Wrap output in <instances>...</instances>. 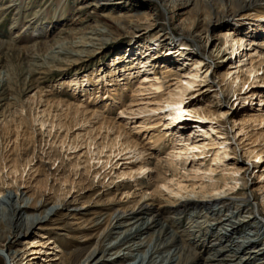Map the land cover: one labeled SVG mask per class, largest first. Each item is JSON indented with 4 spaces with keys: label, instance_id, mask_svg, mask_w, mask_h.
Listing matches in <instances>:
<instances>
[{
    "label": "rangeland",
    "instance_id": "obj_1",
    "mask_svg": "<svg viewBox=\"0 0 264 264\" xmlns=\"http://www.w3.org/2000/svg\"><path fill=\"white\" fill-rule=\"evenodd\" d=\"M85 1L89 0H63L60 17L54 18L53 16L48 26L45 23L40 26L38 18L44 17L46 11L50 10V14H53L54 10L56 13L59 12L60 8H57L56 0H0V123L3 118L12 120V118L17 119L19 115L25 117L28 130L34 136L33 146L35 147L32 163L37 161L43 170V173L31 179L23 177L17 181L11 176L7 177L6 171L3 170L0 173V191L4 190L2 193L4 194L6 190L17 188L19 195L23 192L21 197L24 198L31 193H40L42 201H46L43 206L32 211L38 213L44 207L51 205L50 200L54 195L52 185L56 186L58 179L65 176L66 179H70H67L66 185L73 187L70 193H67L64 204L57 211L50 213L43 223L44 228L35 227L31 231V233L36 232V238L45 244L44 246L39 245L40 252L37 255L40 263L79 264L93 250H96L97 258L101 256L107 260L116 250L120 253H130L132 251L130 249L134 248L138 242H143L140 248L143 251L146 250V245L150 244V238L160 235L161 225H163L165 232L162 234L174 231L181 239V243L187 247L177 261L174 258L172 264H203L206 257L218 251V247L222 246L226 240L216 238L223 230L221 221L226 222V212L233 211L237 217L250 212L255 216L260 213L264 217V155L262 160L249 165L247 164L249 158L243 154L242 145L237 144L239 135L237 132L240 127L238 120L249 111L261 113L264 101L260 100L258 93L257 96H249L247 98L249 102L246 103L244 98L247 96L238 95L240 86L229 82L232 71L229 72L231 74H226L231 62L245 63L246 60L241 61L243 56L240 54L232 56V47L229 49L218 38L223 29L221 27L212 30L213 44L222 45L219 52L221 58L210 55V50L206 47L204 49V44L199 42L197 37L196 39L188 37L191 22L195 21L196 28L200 32L203 27L200 20L202 12L199 1L187 3L185 0H179L175 4H161L156 0H113L103 1L99 6H91ZM258 9H264V0L249 8V10ZM245 11L234 12L235 16L231 19H237L236 15ZM143 12L146 14H141ZM37 23L39 24L37 31L32 30L34 27L31 26ZM22 24H26L27 27L22 28ZM44 29L47 31L45 37L39 36L44 33ZM23 34L25 38L18 40ZM151 38L161 40V44L150 51L158 50L164 55H161L163 59L159 60L161 69L171 65L176 69L181 67L179 71L188 73L192 69V60L196 57L201 58V67L198 70L201 76L196 78L201 79L203 85L198 100L202 103L206 102L204 105L215 113L225 111V116L221 118L224 126L195 117L196 120L191 121V125L184 131L185 135L199 134L200 137H205L206 133H209L215 140H223L217 137L219 134L216 131L217 127L224 131L228 141L226 145L229 146L230 151L227 154H221L222 158L218 164L212 163L214 171H207V166L204 164H200L195 170L188 165L185 167L177 165L174 171L165 164L169 145L164 144L162 149H155V152L162 159L163 175L167 178L166 183L169 187L165 188L158 184L162 192L153 191V186L151 187L152 184H150L152 179L148 180L145 174L142 177L140 189L135 190L132 186L127 191L128 194L126 191L122 193L121 189H115L114 186L122 182L113 170H110L105 178H102L103 175L99 178V175H93L91 172L92 167L89 168L87 174L84 173L81 163L78 169H73L70 166V162L73 161L71 154L69 156L63 150H60L62 151L60 159H47L45 152H48L46 150L48 145L44 140L48 136L46 137L45 132L41 133L38 124L32 121L31 117L32 113L36 112V101L40 99L37 89H42L47 93L64 92L68 95L70 87L66 86L64 81L70 80L73 75L81 78L90 76L94 70L98 71V66H106L113 58L119 60L126 57L130 61L138 59L140 55L147 52H145V43ZM13 39L17 40L13 41ZM34 39L38 43L45 41V44L39 43L37 47L31 48ZM256 39H264V36H257ZM12 41L16 47L24 45L28 47L25 46L24 50H19V48L6 49L1 45V42ZM30 53L36 56L31 57ZM143 74L144 72L137 73V78ZM246 75L243 72V76ZM135 80L130 85H136ZM254 81L259 84L254 88L264 93V82H260L258 78ZM2 114L4 115L1 116ZM191 115L187 111L180 116L184 118ZM131 124L133 123L129 122L126 127L131 128ZM253 124L246 128L249 134L264 130V124L262 126ZM198 125L205 126L208 132L199 130ZM31 150L32 148L30 152ZM61 158L62 162L55 170ZM205 162L211 163L210 160ZM216 166L223 169L224 173H220ZM45 174L48 175L47 179H45ZM151 175L155 176L156 171L153 170ZM220 176L226 183L224 189L226 192L222 191L221 195L227 201L221 205L211 204V208H207L202 205L205 197L201 196L199 190L202 186L216 180L222 184ZM108 177H111L113 181L108 180ZM131 183L134 182L131 181ZM147 188L152 191L156 199L161 198V205L157 203V200L150 204ZM175 191H179L184 196H175ZM193 192L198 193L194 195ZM232 193H236L237 196H232ZM240 194L246 198H239ZM247 203L249 205L243 208ZM238 208L243 210L238 213ZM115 210H117L115 215L125 218L137 215L139 220L131 227L125 226L117 230L114 227L115 220L112 221V218H109V214ZM262 218L256 219L250 226H256V222ZM147 224H151V227L147 233L141 235L138 228ZM4 227L0 213V231ZM244 229L246 228H240L233 238L239 237ZM122 231L123 233L125 231V234H122ZM31 235L25 237H31ZM9 240L11 250L16 251L13 264H25L27 260L23 256L24 240L17 238L15 234L11 235ZM52 241H55L61 249L57 255L52 254L56 253L55 249H52L53 245L47 244ZM250 247L259 249L260 255L247 259L243 251L227 261H220L218 259L220 255H218L215 256L218 258L211 264H224L225 262L253 264L256 259L262 261L260 264H264V234L260 235ZM20 258L23 259L20 260ZM132 259L133 256L129 255L123 258L120 264H136L139 257L135 261H131ZM0 264H10V261L5 259L4 262L0 261Z\"/></svg>",
    "mask_w": 264,
    "mask_h": 264
},
{
    "label": "bare ground",
    "instance_id": "obj_2",
    "mask_svg": "<svg viewBox=\"0 0 264 264\" xmlns=\"http://www.w3.org/2000/svg\"><path fill=\"white\" fill-rule=\"evenodd\" d=\"M103 1L113 0H89L85 2L91 6H99ZM156 1L161 4H175L179 0ZM185 1L187 3H197L199 1L202 12L200 20L203 27H201V32L196 28L195 21L191 22L188 37L193 39L197 37V40L204 44V49L206 47L210 50V55L221 58L219 52L222 45L220 46L219 43L213 44L212 30L218 27L223 28L218 38L229 49L232 47V56L240 54V56H243L241 61L246 60L245 63L231 62L230 68L226 71V74L232 71L229 82L236 84L238 87L240 86L238 95L247 96L244 98L246 103L249 102L247 101L249 96H257L258 93L260 100L264 101L263 91L254 88L259 85L254 81L257 78L261 80L260 82H264V39H256L257 36H264V9L249 10L250 6L263 0ZM56 6L60 8L58 13L54 10L53 14H50L49 10L46 11L44 17L38 18L40 26L43 23L48 26V22L53 16L54 18L60 17L63 0H56ZM241 10L246 11L236 15L238 16L237 19H231L235 16L234 12ZM141 14L145 15L146 12ZM245 20L247 21L243 23ZM21 27L25 28L27 26L22 24ZM31 27H34L32 30L37 31L39 24L37 23ZM43 32L39 36L46 35V29ZM24 38L25 34L21 35L18 40ZM15 40L17 39H13V41ZM13 41L1 42V45L6 49L19 48V50L28 47L26 45L16 47ZM160 41L158 38H151L146 41L145 52H147L140 55L138 59H131L130 61L126 57L119 60L113 58L106 66H98V71L97 69L94 70L90 76L81 78L73 75L70 80L64 81L65 85L70 87L68 95H65L64 92L58 94L54 92L47 93L42 89H37L40 94L38 98L40 99L36 101V112H33L31 117L32 121L38 124L41 133L45 132L46 137L48 136L44 140L45 144L47 142L48 145L46 149L48 152H45L47 159H60V153L62 152L60 150H63L69 156L71 154L70 157L73 161L70 162V166L73 169H78L81 163L84 173L87 174L89 168L92 167L91 172L93 175H99V178L101 175H103L102 178H105L109 175V171L113 170V173L122 182L114 187L116 190L121 189L122 193L125 191L128 193L127 191L132 186L135 190H139L142 185V177L145 174L148 180L152 179V183H149L152 184L153 191L162 192L161 188H158V184L163 185L165 188L169 187L166 183L167 178L163 175L162 159L155 152V149H160L164 144L169 145L165 164L174 171L177 165L181 167L188 165L195 170L200 164L207 166V171H214L211 166L212 163L218 164V161L222 158L221 154H227L230 151L229 146L226 145L228 141L224 131L219 130V127H217L216 131L219 133L217 137L223 140H215L213 135L206 133L208 129L202 125L197 127L199 130H204L205 137H200L199 134L185 135L184 130L191 125V121L196 120L195 117H200L205 119L206 122L210 121L216 125H223L221 118L226 113L225 111L215 113L204 105L206 102L202 103L198 100L203 85L201 79L196 78L200 75L198 70L201 67V58L196 57L192 60V69L188 73L179 71L181 67L176 69L171 65L166 66L164 69L159 68V63H161L159 60H162L161 55H164L158 50L150 51L155 46L160 45ZM44 42L40 41L39 43L45 44ZM39 43L34 39L30 47H37ZM31 53L29 56H36ZM204 53L206 52L204 51ZM139 72H144V74L137 78L136 74ZM243 72L247 75L243 76ZM134 80L136 85H130ZM47 90L50 91L51 89ZM262 110L261 113L249 111L238 120L240 127L237 132L239 133L237 144L242 145L243 154L249 158L247 161L249 165L262 160L264 155V130L250 134L246 130L248 126H253V123L260 126L264 124V108ZM187 111L188 114H192L190 117L183 118L180 116ZM233 120L237 123L236 119L233 118ZM129 122L133 123L131 124L132 129L126 127ZM141 134L143 135L141 136ZM33 138L34 136L29 132L25 123L24 116L19 115L17 119L12 118V120L2 119L0 123V173L4 170L7 177L11 176L16 181L23 177L31 179L43 173L37 161L32 163L35 147L33 146ZM31 148L32 152H30ZM207 160H210L211 163L205 162ZM60 162H62V158L54 168L55 170L58 169ZM217 168L220 173H224L223 169ZM153 170L156 171L155 176L151 175ZM81 174L83 173L81 172ZM65 177L58 179L56 186L52 185L54 195L50 200L51 205L44 207L38 213L32 211H36L46 201H42L40 193H31L24 198L21 197L23 192L19 195L17 188L6 190L4 194H2L4 190L0 191V213L5 224L4 229L0 231L1 262L8 259L10 264H13L16 251L11 250L9 238L15 234L17 238L24 240L23 256L27 260L25 264H45L38 261L37 255L40 252V246L45 244H42L40 239L36 238V232L31 233V231L35 227L38 229L44 228L43 223L50 213L57 211L64 204L67 193L73 187L66 185V182L70 179L67 178V180ZM47 178L48 175L45 176V179ZM110 179L111 177H108V180ZM219 179L223 181L222 184L216 180L202 186V189L199 190L201 196L205 197L202 200V205L207 208H211V204L221 205L227 201L221 195L226 192V190L224 191L225 180L221 176ZM111 180L113 181V179ZM131 181L134 183H131ZM146 191L149 194L150 204H153L156 200L159 205L162 204L161 198L156 199L148 188ZM197 193L193 192L194 195H197ZM174 194L177 197L184 196L179 191H175ZM235 194L232 196L236 197L237 194ZM238 197L246 198L241 194ZM189 201L192 202L193 200L189 199ZM248 205L249 203L243 208ZM242 210V208H238V213ZM116 211L109 214V218H112V221L115 220L114 224L116 225L114 227L117 230L125 226L131 227L139 220L137 215L128 218L115 215ZM225 216L226 222L221 221L223 230L216 238H225L226 240L222 246L218 247L219 249L216 252L219 254L216 252L210 253L203 264H211L212 261L218 258L215 257L218 255H220L218 258L220 261L231 260L229 258L243 251H245L247 259L260 255L259 249L250 246L256 242L260 235L264 234V217L260 213L258 216L252 215L251 212L242 217H237L233 211L226 212ZM260 217L263 218L256 222V226H250L252 222ZM258 226L259 228H257ZM150 227L151 224H147L138 228V230L140 229L142 235L147 233ZM244 227L246 229L241 232L242 234L233 238L235 234H238L239 229ZM162 232H165L163 225H161L160 231L162 236L158 235L155 238H150V244L146 245V250L141 251L140 248L143 246V242H138L134 248L130 249L132 250L130 253H120L117 252L119 250H116L107 260H104L101 256L97 258L95 255L96 250H93L79 264H120L121 260L129 255L133 256L131 261H135L139 257L136 264H172L174 258L177 261L187 250V247L181 243V239L174 231L163 234ZM122 234H125V231L124 233L122 231ZM27 235H31V237L26 238ZM47 244L53 245L52 249L56 251V253H52L53 255H57V252L61 251L55 241L47 242ZM188 251L191 252L189 249ZM22 259L20 258V260ZM261 262V260L256 259L253 264H260ZM224 264H234V262H225Z\"/></svg>",
    "mask_w": 264,
    "mask_h": 264
}]
</instances>
